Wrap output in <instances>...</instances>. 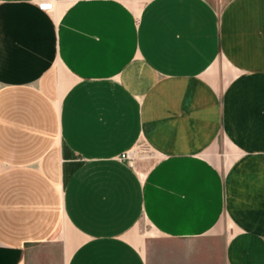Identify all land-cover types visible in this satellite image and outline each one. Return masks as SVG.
Returning <instances> with one entry per match:
<instances>
[{
	"label": "crops",
	"instance_id": "1",
	"mask_svg": "<svg viewBox=\"0 0 264 264\" xmlns=\"http://www.w3.org/2000/svg\"><path fill=\"white\" fill-rule=\"evenodd\" d=\"M127 1L0 0V264L61 217L58 264H148L143 217L175 264H264V0ZM141 138L156 163L118 159Z\"/></svg>",
	"mask_w": 264,
	"mask_h": 264
},
{
	"label": "rangeland",
	"instance_id": "2",
	"mask_svg": "<svg viewBox=\"0 0 264 264\" xmlns=\"http://www.w3.org/2000/svg\"><path fill=\"white\" fill-rule=\"evenodd\" d=\"M130 6L133 8L135 14H137L139 7L141 6V0H129L127 1ZM52 8V7H51ZM49 8L48 10H51ZM58 13L60 14L62 9L58 6ZM53 10V8H52ZM60 80L62 82H70V75L66 74L63 70H60ZM67 87V85L61 84L60 88L62 92ZM217 148L211 150L209 155L211 160L219 161L220 167H224L225 164V153L229 150L228 144L225 143L222 137L217 139ZM135 150L137 149V155L135 159L130 162V164L137 166L139 162H147V165H153L156 163L157 159L159 158V154L157 150L149 145L146 139H139L134 146L129 148L128 150L124 151L127 152L130 149ZM122 152V153H124ZM120 153V155L122 154ZM118 155V159L119 156ZM121 160V159H120ZM123 161V160H122ZM125 162V161H123ZM127 163V162H125ZM130 165L129 163H127ZM153 226L147 219L144 217L141 218L138 223L132 228V231L129 235H127L137 246L145 251V257H147L148 264H175V251L177 250H187L188 248L192 247L190 241L188 242H174L167 240L162 237L160 234L153 235ZM54 242L52 245H48V247H42L39 249V261L41 264H47V259L50 258L54 264H58L59 255L62 254L64 249H74L76 248L78 242L80 241L79 236L77 233L72 231L70 228L67 227L65 224V220L61 217L59 220V224L57 230H55V234L53 236ZM203 239V238H202ZM195 242V241H194ZM206 242V239L200 240L199 248L203 247V244ZM194 245V244H193ZM195 247V245H194ZM50 255H56L55 258L50 257ZM200 255V259H202ZM216 262H222V258H220L219 254H216ZM49 264V263H48Z\"/></svg>",
	"mask_w": 264,
	"mask_h": 264
},
{
	"label": "built area",
	"instance_id": "3",
	"mask_svg": "<svg viewBox=\"0 0 264 264\" xmlns=\"http://www.w3.org/2000/svg\"><path fill=\"white\" fill-rule=\"evenodd\" d=\"M41 6H42V8H44L43 5H41ZM136 155H137V149L133 150V148H132L129 151L122 153L119 156V158L130 164V162H132L135 159Z\"/></svg>",
	"mask_w": 264,
	"mask_h": 264
}]
</instances>
